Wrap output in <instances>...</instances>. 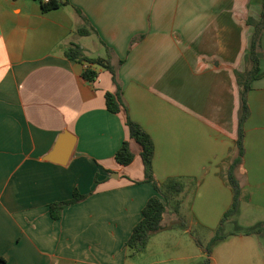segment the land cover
Masks as SVG:
<instances>
[{"label": "crops", "instance_id": "1", "mask_svg": "<svg viewBox=\"0 0 264 264\" xmlns=\"http://www.w3.org/2000/svg\"><path fill=\"white\" fill-rule=\"evenodd\" d=\"M62 1L44 10L40 0H0L1 264H131L125 244L158 192L145 180L127 113L155 142V177L185 182V225L214 227L233 201L236 71L251 68L248 21L261 18L264 0ZM84 16L95 29L89 35L78 32ZM87 37L97 38L95 47ZM71 43L89 57H110L127 113L107 109L106 93L118 88L112 73L97 67L94 80L84 78L86 64L65 56ZM258 56L236 169L243 197L231 218L250 214L224 233L211 264H264V30ZM125 140L135 153L127 166L115 158ZM61 141L72 144L68 158L56 154ZM75 190L87 197L54 219L49 204ZM181 214L169 207L159 232Z\"/></svg>", "mask_w": 264, "mask_h": 264}, {"label": "trees", "instance_id": "2", "mask_svg": "<svg viewBox=\"0 0 264 264\" xmlns=\"http://www.w3.org/2000/svg\"><path fill=\"white\" fill-rule=\"evenodd\" d=\"M64 4L62 0H52L49 3L43 4L44 10H50L57 8ZM79 14L83 15L82 11L78 9ZM88 25H84L79 28L78 32L81 35H89L94 32L95 29L90 25L89 20L84 16ZM255 28V32L252 37V44L250 53L247 59L251 62V68L244 72L236 71L237 80L241 87V109H240V129L239 138L237 140V153L238 155L232 159L227 168V180L233 191V201L230 208L224 213L223 223L229 218L238 214L240 204L243 197V190L240 181L236 175L237 167L243 161L244 155V130L243 123L249 115V105L247 102V92L251 88V82L259 72V56L258 52L261 46V38L264 30V1L261 18L255 20L250 18L248 21ZM65 56L69 59L76 60L80 63L86 64V68L83 71V76L87 80H94L98 76L97 67L109 70L113 75V80L117 84V90L114 92L108 91L105 95L107 109L113 113H120L126 111L127 108L123 100L121 87L117 78V69L112 64L110 57H89L84 53L82 46L78 43H71L68 49L65 51ZM126 124L129 129L130 137L134 139L141 147V158L145 170V180L154 184L158 194L153 195L145 205L143 209V217L134 227V230L127 240L125 246L131 252L136 254L144 251L152 236L157 232L163 230V221L166 211L169 207H172L175 212H178L181 201L178 196L185 190V182L179 177H171L165 181H160L155 177L153 160L155 155V142L152 136L135 120H133L127 113ZM117 162L123 166H127L134 161L135 153L131 149L129 140H125L122 146L115 154ZM87 195L80 194L78 190L74 191V195L69 200L55 201L49 204L51 216L54 219H59L62 216L64 208L68 205L75 204L83 199ZM256 229H251L249 232ZM227 237L222 233L220 227L216 234L212 237L206 248V257L202 264H211L210 255L215 245L224 240ZM3 259H0V264Z\"/></svg>", "mask_w": 264, "mask_h": 264}, {"label": "rangeland", "instance_id": "3", "mask_svg": "<svg viewBox=\"0 0 264 264\" xmlns=\"http://www.w3.org/2000/svg\"><path fill=\"white\" fill-rule=\"evenodd\" d=\"M85 39L93 46L95 43H98L97 38L95 37H87ZM177 213H182L181 219L169 228L167 234H163L161 232L154 234L152 236L153 240L148 244L146 251L129 255V263L202 264L206 257V253L201 255L202 250H206L208 243L216 234L217 230L221 227L222 233L228 234L229 232H234L239 229L238 225L243 226V224L247 222V216L250 214V212H247V214L244 212V215H246L245 218L244 216L229 218L228 221L226 220V222L222 224L223 214L214 227H207L201 224H195L189 227L184 223L186 212H180V210H178ZM262 241L264 242V236L262 237ZM177 242L179 243L178 248L176 247ZM184 255L193 257L184 259L182 258ZM168 258H170V260L154 263V260Z\"/></svg>", "mask_w": 264, "mask_h": 264}, {"label": "water", "instance_id": "4", "mask_svg": "<svg viewBox=\"0 0 264 264\" xmlns=\"http://www.w3.org/2000/svg\"><path fill=\"white\" fill-rule=\"evenodd\" d=\"M71 152L72 144H66L65 141H61L56 148V154L63 155L64 158H68L71 155Z\"/></svg>", "mask_w": 264, "mask_h": 264}, {"label": "built area", "instance_id": "5", "mask_svg": "<svg viewBox=\"0 0 264 264\" xmlns=\"http://www.w3.org/2000/svg\"><path fill=\"white\" fill-rule=\"evenodd\" d=\"M43 4H46V3H49L51 2L52 0H40Z\"/></svg>", "mask_w": 264, "mask_h": 264}]
</instances>
